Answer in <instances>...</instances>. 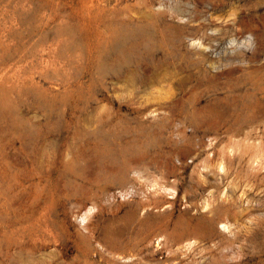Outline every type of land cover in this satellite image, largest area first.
<instances>
[{
  "label": "rangeland",
  "instance_id": "1",
  "mask_svg": "<svg viewBox=\"0 0 264 264\" xmlns=\"http://www.w3.org/2000/svg\"><path fill=\"white\" fill-rule=\"evenodd\" d=\"M0 264H264V0H0Z\"/></svg>",
  "mask_w": 264,
  "mask_h": 264
},
{
  "label": "bare ground",
  "instance_id": "2",
  "mask_svg": "<svg viewBox=\"0 0 264 264\" xmlns=\"http://www.w3.org/2000/svg\"><path fill=\"white\" fill-rule=\"evenodd\" d=\"M257 1H261V0H257ZM241 4V3H240ZM244 9V8H243ZM254 9V8H253ZM245 16V15H244ZM90 211H88V213H89ZM85 219V218H84Z\"/></svg>",
  "mask_w": 264,
  "mask_h": 264
}]
</instances>
